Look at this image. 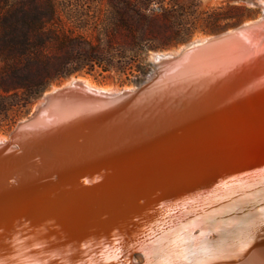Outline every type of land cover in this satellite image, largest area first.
I'll list each match as a JSON object with an SVG mask.
<instances>
[{
  "label": "water",
  "instance_id": "obj_1",
  "mask_svg": "<svg viewBox=\"0 0 264 264\" xmlns=\"http://www.w3.org/2000/svg\"><path fill=\"white\" fill-rule=\"evenodd\" d=\"M262 49L263 14L151 53L132 87L70 77L44 91L0 136V192L27 190L42 211L91 201L95 214L40 240L36 264H259L248 244L264 238V121L251 120L264 118V101H177L169 91L217 74L228 99L263 78Z\"/></svg>",
  "mask_w": 264,
  "mask_h": 264
},
{
  "label": "trees",
  "instance_id": "obj_2",
  "mask_svg": "<svg viewBox=\"0 0 264 264\" xmlns=\"http://www.w3.org/2000/svg\"><path fill=\"white\" fill-rule=\"evenodd\" d=\"M257 11L199 0H0V132L27 116L52 85L91 77L141 80L151 53L215 35Z\"/></svg>",
  "mask_w": 264,
  "mask_h": 264
},
{
  "label": "bare ground",
  "instance_id": "obj_3",
  "mask_svg": "<svg viewBox=\"0 0 264 264\" xmlns=\"http://www.w3.org/2000/svg\"><path fill=\"white\" fill-rule=\"evenodd\" d=\"M249 25L250 23L245 24V26ZM261 52L263 53L264 49H262ZM259 76H263V78L260 77L257 79V83H251L248 81L239 85L238 88L234 86L230 90L231 92L228 93L232 94L228 99L224 96L225 92L223 88L217 86L218 83H221L222 85L224 81L219 80L221 75L217 74L209 76V79L204 77V79L201 80L203 81L202 84L194 82L192 84L179 85L174 90L171 89L169 94L177 95V101H264V75ZM79 81L90 88L111 90L97 87L86 79H79ZM261 115L256 114L251 120V123H254V125L262 123L264 118ZM214 118L215 117H210V121H220H214ZM163 119L164 122L168 121V117ZM214 124L217 126L214 127L215 132H220L222 123L220 124L219 122ZM0 139L2 138L0 137ZM60 173L61 171L57 172L58 175ZM43 187L40 188V191L48 194H42L49 195L50 190H46L48 188L44 189ZM22 194H24L25 198L20 196L17 198V194L13 193L11 190L0 192V264H36L35 256L39 255V252L41 251L38 247L40 240V245H42L46 243L45 240L54 239V236H61L63 232H65L66 235L68 231H72L83 225L84 221L87 222L89 220V224L93 221V215L95 213H91V205L93 206V204L90 203L91 201L85 203V201L79 199L77 200V205H75V207L68 205L67 201H58L55 202V204L53 201L50 204L51 206L54 204L52 207H47L46 210L42 211V209L39 210L36 207V205L40 206L42 201L35 202L36 205H34L33 208L32 201L35 198L32 197V194L30 195L27 190ZM84 213L86 216L83 217ZM30 215L34 217L31 228L29 224L26 223L27 220H29ZM61 245L62 244H60V246ZM248 246H252L253 248V258L255 261L259 264H264V238L261 240L254 239L248 244ZM246 250L245 247V251L243 250L240 253L244 254L246 253ZM33 254L35 255L34 257Z\"/></svg>",
  "mask_w": 264,
  "mask_h": 264
},
{
  "label": "rangeland",
  "instance_id": "obj_4",
  "mask_svg": "<svg viewBox=\"0 0 264 264\" xmlns=\"http://www.w3.org/2000/svg\"><path fill=\"white\" fill-rule=\"evenodd\" d=\"M201 1L203 6H208V7H213L216 5H219L223 2H231L234 4H238V5H243L246 6L247 8H251L257 11V17H259L260 15H262L264 13V0H199ZM254 18V19H255ZM254 19L245 21V22H249L252 21ZM244 23V22H243ZM210 36V35H208ZM202 37H207L205 35H197L195 37H193L192 39H196V38H202ZM191 39V40H192ZM79 79H86L88 80L91 84L97 86V87H103V88H107V89H113V88H128V87H132V84L129 85H123V86H119L118 84H116L113 81H105V82H100L97 83L96 81H94L91 77H80ZM9 132V131H8ZM8 132L6 133H1L0 132V136H6L8 134Z\"/></svg>",
  "mask_w": 264,
  "mask_h": 264
}]
</instances>
